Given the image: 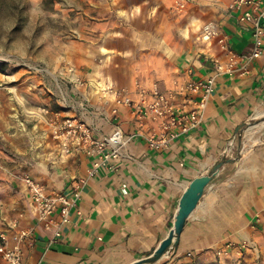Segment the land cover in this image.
I'll list each match as a JSON object with an SVG mask.
<instances>
[{"label":"crops","instance_id":"obj_1","mask_svg":"<svg viewBox=\"0 0 264 264\" xmlns=\"http://www.w3.org/2000/svg\"><path fill=\"white\" fill-rule=\"evenodd\" d=\"M55 1L71 23L57 38L61 52L45 73L21 74L15 93H0V235L7 245L20 244L23 264H130L167 237L184 191L234 158L154 264H264V40L261 56L217 78L198 127L160 149L134 137L113 169L88 177L92 156L62 153L53 120L77 118L98 138L116 124L130 134L140 123L118 99L140 101L138 84L178 91L210 75L213 57L226 56L201 40L205 23H216L238 53L251 50L252 27L230 0H189L184 11L176 0ZM26 177L48 194L81 190L68 222L59 210L36 216ZM0 264H8L2 253Z\"/></svg>","mask_w":264,"mask_h":264},{"label":"built area","instance_id":"obj_2","mask_svg":"<svg viewBox=\"0 0 264 264\" xmlns=\"http://www.w3.org/2000/svg\"><path fill=\"white\" fill-rule=\"evenodd\" d=\"M189 0H176L174 7L179 11L187 8ZM230 9L239 11V20L252 27L253 45L249 52L238 53L229 43L227 37L221 33L219 26L210 21L203 25L201 40L207 44L217 43L225 53V58L213 57L214 70L204 79L191 80L178 91H163L158 85L147 89L138 84L140 101L129 98L118 99L133 107L139 128L132 133H126L116 124L113 130L103 137H95L93 128L87 123L74 118L65 117L53 120L52 137L60 145L62 153L83 151L92 156L91 167L87 176L97 175L103 168H114L115 161L125 152L128 143L134 137H143L151 148L168 147L170 142L178 139L191 129L198 127L203 119L209 99L215 90L217 78L222 75L233 76L238 72L242 61H249L261 56L264 40V0H230ZM70 71H74L70 67ZM181 95L180 100L177 96ZM117 114V110H114ZM152 123L151 128L144 130L143 126ZM26 182L31 196L32 207L40 220H46L57 210L60 212L61 222L70 220V211L77 206L81 197V190L76 188L71 196L65 193H46L42 184L30 177ZM85 182V180H82ZM125 193L127 189L123 187ZM28 234L21 232V237ZM61 234L60 230L56 235ZM0 253L8 264H23V250L19 243L8 246L6 236L0 235Z\"/></svg>","mask_w":264,"mask_h":264},{"label":"rangeland","instance_id":"obj_3","mask_svg":"<svg viewBox=\"0 0 264 264\" xmlns=\"http://www.w3.org/2000/svg\"><path fill=\"white\" fill-rule=\"evenodd\" d=\"M60 4L0 0V93H15L14 82L21 74L45 73L47 63L52 64L61 52L57 38L64 36L62 30L71 23L62 16Z\"/></svg>","mask_w":264,"mask_h":264},{"label":"water","instance_id":"obj_4","mask_svg":"<svg viewBox=\"0 0 264 264\" xmlns=\"http://www.w3.org/2000/svg\"><path fill=\"white\" fill-rule=\"evenodd\" d=\"M233 161H235L234 158H225L220 160L207 172L205 176L186 189L180 199V206L176 214L174 226L170 230L167 237L161 241L152 254L137 259L130 264H154L158 262L174 245H176L180 239L187 219L197 207L207 185L212 181L217 171L224 164Z\"/></svg>","mask_w":264,"mask_h":264}]
</instances>
